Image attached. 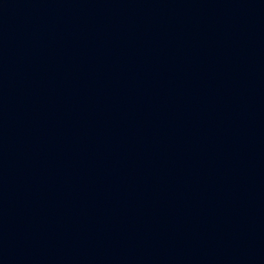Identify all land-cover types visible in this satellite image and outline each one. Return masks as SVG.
Here are the masks:
<instances>
[{"label": "water", "instance_id": "water-1", "mask_svg": "<svg viewBox=\"0 0 264 264\" xmlns=\"http://www.w3.org/2000/svg\"><path fill=\"white\" fill-rule=\"evenodd\" d=\"M0 264H264V0H0Z\"/></svg>", "mask_w": 264, "mask_h": 264}]
</instances>
